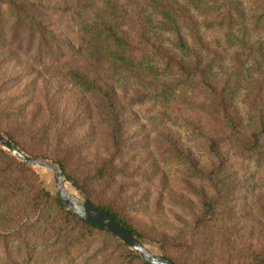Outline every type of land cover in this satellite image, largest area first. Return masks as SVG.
<instances>
[{
	"label": "trees",
	"instance_id": "obj_1",
	"mask_svg": "<svg viewBox=\"0 0 264 264\" xmlns=\"http://www.w3.org/2000/svg\"><path fill=\"white\" fill-rule=\"evenodd\" d=\"M0 131L176 264H264V0H0ZM0 264L147 263L0 148Z\"/></svg>",
	"mask_w": 264,
	"mask_h": 264
},
{
	"label": "water",
	"instance_id": "obj_2",
	"mask_svg": "<svg viewBox=\"0 0 264 264\" xmlns=\"http://www.w3.org/2000/svg\"><path fill=\"white\" fill-rule=\"evenodd\" d=\"M0 148L22 163L33 169L44 170L49 173L52 183L53 196L78 218L107 230L122 242L139 259L147 264H176L165 257L160 251L150 248L134 234L118 223L109 213L82 198L74 189L77 197H72L64 191V183H69L58 164L50 159L34 157L26 154L17 147L3 132L0 131Z\"/></svg>",
	"mask_w": 264,
	"mask_h": 264
},
{
	"label": "rangeland",
	"instance_id": "obj_3",
	"mask_svg": "<svg viewBox=\"0 0 264 264\" xmlns=\"http://www.w3.org/2000/svg\"><path fill=\"white\" fill-rule=\"evenodd\" d=\"M10 155V154H9ZM12 156V155H11ZM35 157V156H34ZM43 158V157H42ZM48 159V158H47ZM32 168V167H31ZM33 169V168H32ZM34 171H35V173L38 175V178H39V180H40V183H41V185H42V187L51 195V196H53V189H52V183H51V180H50V177L47 179V180H45V179H43L42 177H41V175H40V173L38 172V171H40V170H36V169H33ZM69 185L72 187V189H74L78 194H79V192L69 183ZM80 195V194H79ZM81 196V195H80ZM54 197V196H53ZM82 197V196H81ZM55 198V197H54ZM83 198V197H82ZM247 198V197H246ZM250 199V197H248L247 198V200H249ZM254 199V198H253ZM250 212V214H251V217H250V220H251V218L252 217H254L255 216V213H253L254 211L253 210H250L249 211ZM147 244V243H146ZM150 248H152V249H156V250H158L155 246H153V245H150V244H147ZM159 251V250H158Z\"/></svg>",
	"mask_w": 264,
	"mask_h": 264
},
{
	"label": "bare ground",
	"instance_id": "obj_4",
	"mask_svg": "<svg viewBox=\"0 0 264 264\" xmlns=\"http://www.w3.org/2000/svg\"><path fill=\"white\" fill-rule=\"evenodd\" d=\"M38 170H40V169H38ZM38 172L40 173V175H41V177L43 179L47 180L49 178V173L48 172H46L44 170H40ZM63 187H64V191L67 194L71 195L74 198H75V196L77 197L75 191L72 189V187L69 185V183H64V186Z\"/></svg>",
	"mask_w": 264,
	"mask_h": 264
}]
</instances>
